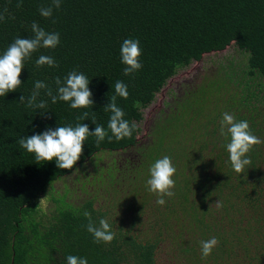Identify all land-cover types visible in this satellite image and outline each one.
Segmentation results:
<instances>
[{
    "label": "trees",
    "instance_id": "trees-1",
    "mask_svg": "<svg viewBox=\"0 0 264 264\" xmlns=\"http://www.w3.org/2000/svg\"><path fill=\"white\" fill-rule=\"evenodd\" d=\"M20 3L0 0L5 16L0 55L17 37L32 38L33 22L59 33L60 43L34 52L24 62L20 88L0 97V264H67L69 255L87 258L88 264H163L164 253L169 264H264V143L253 146L247 154L251 164L238 174L227 151L230 137L220 134L227 112L236 121L246 120L251 133L264 141V0H61L50 18L39 9L52 0H22L18 8ZM125 39H138L142 53V68L129 76L121 62ZM232 43L248 53L243 73L231 64L224 74L185 87L139 139L142 109L168 80ZM41 55L54 58L57 67L37 68ZM72 71L88 77L92 107L52 103L45 90L38 98L47 101L44 110L19 101L22 95L30 97L37 80L56 94V78L63 81ZM117 81L129 93L127 99L117 97V106L130 125L137 124L130 138L109 142L106 137L96 147V137L88 136L71 170L59 169L55 160L38 164L17 143L48 128L78 123L94 132L90 118L76 119L84 111L94 112L96 123L111 135V113L104 107ZM104 149L124 155L113 157L95 178L103 184L101 192L78 203L53 195L55 210L44 221L41 194ZM164 156L176 172L174 196H165L161 206L147 180L150 167ZM218 200L222 207L216 206ZM84 211L97 225L101 218L108 220L115 233L110 244L94 242ZM212 237L218 244L203 259L201 241Z\"/></svg>",
    "mask_w": 264,
    "mask_h": 264
},
{
    "label": "clouds",
    "instance_id": "clouds-1",
    "mask_svg": "<svg viewBox=\"0 0 264 264\" xmlns=\"http://www.w3.org/2000/svg\"><path fill=\"white\" fill-rule=\"evenodd\" d=\"M61 0H52V4L48 7H41L40 14L45 18L53 15V8L59 9ZM17 7H22V0ZM7 9H5V12ZM5 16L0 14V21ZM33 33L32 38L17 37L7 50L0 55V97L6 96L9 92H15L22 85L20 80L24 62L31 59L34 52L40 48H55L60 43L59 33H49L39 26L38 23L31 24ZM140 41L138 39H125L121 45V62L125 65L124 75L129 76L142 68L139 62L141 56ZM37 68L44 65L49 67H57V63L51 56L41 55L36 61ZM89 79L82 72L72 71L63 81L59 77L55 80L56 94H53L52 88L43 81L37 80L30 97L22 95L19 101L26 103L29 108L44 110L47 108V101L38 99L41 96V90H45V95L51 98L52 103L63 101L70 103L72 109L90 108L93 106V93L89 88ZM127 86L122 81L115 83V94L111 96L110 103L104 107L105 112H110V120L108 123V131L96 123L95 113L84 111L77 120H87L96 124L94 132H90L89 126L82 123L75 127L58 126L55 129L48 128L40 134L27 137H21L17 143L21 148L26 149L28 153L34 155L35 162H51L55 160L59 169L71 170L80 160L83 146L88 136L96 137V147L107 137L112 142L113 137L116 141L123 140L125 137L130 138L132 132L136 129L137 124L132 122L131 125L124 119L123 110L117 106V97L128 98ZM41 113L42 115L45 114ZM220 134L230 137L227 144L229 159L234 171L238 174L242 173L246 166L251 164L247 154L252 150L254 145L264 143L258 137L253 135L250 130L249 123L246 120L236 121L233 115L225 112L220 122ZM176 172L169 156H164L155 161L150 167V178L147 180L148 190L157 195V204L164 205L166 203L164 197L174 196L171 191L175 186L172 179ZM216 206L222 207L218 200ZM211 209V208H210ZM83 215L88 219L86 225L87 231L94 237V242L110 244L115 238V233L111 230V226L107 219L101 218L97 225L93 220L91 213L84 211ZM218 244L215 237L207 241H201L202 258L206 259L213 248ZM67 264H88L87 258L69 255L66 257Z\"/></svg>",
    "mask_w": 264,
    "mask_h": 264
},
{
    "label": "rangeland",
    "instance_id": "rangeland-1",
    "mask_svg": "<svg viewBox=\"0 0 264 264\" xmlns=\"http://www.w3.org/2000/svg\"><path fill=\"white\" fill-rule=\"evenodd\" d=\"M248 53L240 49L235 43H232L226 49L206 53L202 59L193 61L190 65L181 68L179 72L170 78L167 84L157 94L154 101L142 109L143 118L138 122L140 132L139 139H144L149 131L152 119L168 104L173 102L176 95H181L184 88L190 85H196L205 80L208 76H217L224 74L228 66L232 64L234 70L241 75L242 70L246 69ZM121 152L115 153L104 149L95 154L91 159H87L79 165L69 175L56 180L51 187H48L46 193L41 194L38 199V206L42 219L47 221L55 210L56 202L53 195L59 197L66 195L71 203H78L84 198H89L94 194L101 192V181L95 178L100 175V170L107 168V164L112 162L113 157L117 158ZM119 161V159H117ZM106 171H103L104 173ZM99 198H102L99 195ZM167 253L161 257L163 264H169Z\"/></svg>",
    "mask_w": 264,
    "mask_h": 264
}]
</instances>
